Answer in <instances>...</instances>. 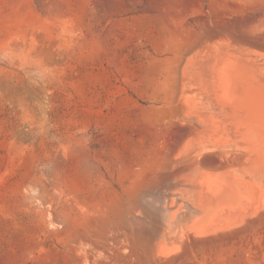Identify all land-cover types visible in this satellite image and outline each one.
Segmentation results:
<instances>
[{
    "label": "rangeland",
    "instance_id": "obj_1",
    "mask_svg": "<svg viewBox=\"0 0 264 264\" xmlns=\"http://www.w3.org/2000/svg\"><path fill=\"white\" fill-rule=\"evenodd\" d=\"M263 25L264 0H0V264H264ZM202 102L243 128L213 151Z\"/></svg>",
    "mask_w": 264,
    "mask_h": 264
},
{
    "label": "bare ground",
    "instance_id": "obj_2",
    "mask_svg": "<svg viewBox=\"0 0 264 264\" xmlns=\"http://www.w3.org/2000/svg\"><path fill=\"white\" fill-rule=\"evenodd\" d=\"M264 26V25H263ZM261 27V26H260ZM263 29V28H262ZM229 46V45H228ZM225 48V47H224ZM233 48H234V46H233ZM237 48V47H236ZM240 48V47H239ZM239 48H237L238 50H239ZM226 49H227V47H226ZM236 49V50H237ZM242 49H243V47H242ZM245 49V48H244ZM211 50V49H210ZM224 50V49H223ZM212 51V50H211ZM212 53V52H211ZM240 53V52H239ZM210 54V53H209ZM207 55H208V53H207ZM242 55V54H241ZM263 55V54H262ZM261 54H260V56L259 57H261L262 56ZM243 56V55H242ZM218 57V56H217ZM219 58V57H218ZM257 58V57H256ZM203 60V59H202ZM201 60V61H202ZM205 60V59H204ZM256 60H258V59H256ZM200 61V62H201ZM205 62V61H204ZM216 63V62H215ZM258 63H260V62H258ZM192 64H193V62H192ZM209 64V62L207 63V65ZM218 64V63H217ZM232 64V63H231ZM235 64V63H234ZM199 65V64H198ZM210 65V64H209ZM213 65H214V63H213ZM199 66H201V65H199ZM199 66H197V67H199ZM205 66V65H204ZM211 66V65H210ZM216 66V65H215ZM218 66V65H217ZM231 66V65H230ZM233 66H235V65H233ZM238 66V65H237ZM206 67H208V66H206ZM213 67L214 66H212V69H213ZM209 69H211V67H208ZM226 68V67H225ZM235 68V67H234ZM239 68V67H238ZM201 68L199 67V70H200ZM243 70V69H242ZM220 71H222V69L220 70ZM219 71V72H220ZM223 71L224 72H222V75H223V73H225V70H224V68H223ZM234 71V70H233ZM253 71V70H252ZM254 73H255V71H254ZM201 74V73H200ZM227 74V73H226ZM225 74V75H226ZM238 74V73H237ZM242 74V73H241ZM218 75H221V74H218ZM229 75H231V74H229ZM195 76V78H196V75H194ZM201 76V75H200ZM205 76V75H204ZM214 76V75H213ZM248 76V75H247ZM246 75H245V78L247 77ZM257 76V75H256ZM202 77H203V75H202ZM217 79V78H216ZM232 79V78H231ZM247 79L248 80H252V79H249V76L247 77ZM196 80H199V77H198V79H196ZM202 80H203V78H202ZM218 80V79H217ZM221 80V79H220ZM227 80H228V78H227ZM262 80V79H261ZM204 81V80H203ZM229 81V80H228ZM197 82H199V81H197ZM252 82H253V80H252ZM256 82H257V80H256ZM260 82V81H259ZM263 82V81H262ZM200 83H201V81H200ZM199 83V84H200ZM218 83V82H217ZM258 83V82H257ZM206 84V83H205ZM216 84V83H215ZM221 84H223V83H221ZM220 84V85H221ZM201 85V84H200ZM199 85V86H200ZM208 85V84H207ZM260 85H261V83H260ZM210 86V85H209ZM205 87V86H204ZM207 87V86H206ZM218 87V86H217ZM221 87H222V85H221ZM202 88V87H201ZM223 88V87H222ZM198 89H200V88H198ZM205 89V88H204ZM203 89V90H204ZM208 89H210V90H212L211 89V86H210V88H208ZM190 90V89H189ZM192 90V89H191ZM182 91V90H181ZM186 91V90H185ZM193 91V90H192ZM219 91V90H218ZM188 92V91H187ZM197 93H198V91H196ZM201 92H202V90H201ZM206 92V91H205ZM211 92V91H210ZM210 92L208 93V91H207V94H210ZM213 92V91H212ZM211 92V93H212ZM222 92V91H221ZM182 93H184V91L182 92ZM186 93V92H185ZM189 93V92H188ZM190 94H195V92H193V93H190ZM199 94V93H198ZM197 94V95H198ZM213 94V93H212ZM197 95H195V96H197ZM202 95V94H201ZM201 95H200V97H201ZM204 95V94H203ZM214 95V94H213ZM184 96V95H183ZM182 96V97H183ZM187 96V95H186ZM190 96V95H189ZM206 96V95H205ZM212 96V95H211ZM202 97H204V96H202ZM190 97H188V99H189ZM207 98V97H206ZM210 98V97H209ZM214 98V97H213ZM218 98H219V94H218ZM183 100H184V97L182 98ZM202 99V98H201ZM201 99H200V101H201ZM233 99H234V101H235V103L238 101V99H237V97L236 96H234L233 97ZM193 100H194V97H193ZM192 100V101H193ZM230 100V99H229ZM228 100V101H229ZM190 101V100H189ZM191 101V102H192ZM196 101V100H195ZM227 101V102H228ZM197 102H198V99H197ZM214 102V101H213ZM244 103V105H245V109H246V111H247V113L249 114V116L251 117V116H254V115H256V110L259 108V105H261V103L260 102H258L257 100H251L250 98H246L245 99V101H243ZM192 103H194V102H192ZM200 103V102H199ZM215 103V102H214ZM213 103V104H214ZM229 103V102H228ZM230 103H231V101H230ZM230 103H229V105H230ZM187 104V103H186ZM189 104V103H188ZM191 104V103H190ZM202 104H204L203 102H202ZM198 105V104H191V105H189L188 107H186V112L187 113H190V112H192L194 115H195V118H194V116H193V118H194V120H196V122H198L200 125H201V129H198L197 131H196V133L195 134H197L196 136L198 137H196L199 141H195V140H192V141H189L188 142V146L190 147V148H192V147H194L195 148V144H198L199 146H201L202 147V150L203 151H210V150H212L213 151V149H215V148H217V146H216V143H215V141L214 140H217V139H215L217 136H219L220 134H224V136H225V133H226V131H231V133H232V130H235V129H237V127H238V125L237 124H235L234 122L232 123V121H234L235 119H239V118H237V115H236V118L234 119V120H232V121H230V119H229V121L231 122V124L230 123H227V122H225L224 120H222V119H220L218 116H217V113H215L213 110H209L208 108H206L205 107V104H204V106L203 105ZM231 104H233V103H231ZM217 106V105H216ZM233 106V105H232ZM183 106H181V108H182ZM184 107H185V105H184ZM184 107H183V109H184ZM208 107V106H207ZM210 108V107H209ZM219 108V107H218ZM230 108H232L231 106H230ZM237 108V107H236ZM183 109H181V111L179 112V113H181V112H183L184 110ZM232 109H234V107L232 108ZM183 110V111H182ZM226 110V109H225ZM224 110V111H225ZM255 112V113H253V112ZM227 112V111H226ZM258 112V111H257ZM208 113H210L209 115H207ZM219 113V112H218ZM223 113H225V112H223ZM222 113V114H223ZM253 113V114H252ZM221 114V115H222ZM227 115V114H226ZM239 117H240V115H238ZM223 117V116H222ZM255 117V116H254ZM230 118V117H229ZM182 119V118H181ZM185 119H187V118H185ZM245 119V118H244ZM183 120V119H182ZM188 120V119H187ZM237 120L235 121V122H237ZM250 120V119H249ZM254 120V119H253ZM227 121V120H226ZM258 121H260V123H264V121L263 122H261V119L260 120H258ZM180 122H183V121H180ZM186 122V121H185ZM195 122V121H194ZM241 122V121H240ZM190 123V122H189ZM238 123V122H237ZM198 124V125H199ZM241 124V123H240ZM180 125V124H179ZM184 125V124H183ZM188 125H190V124H188ZM192 125V124H191ZM194 126L195 125H197V124H193ZM192 125V126H193ZM249 125H250V123H249ZM248 125V126H249ZM252 125V124H251ZM182 126V125H181ZM187 126V125H186ZM185 126V127H186ZM184 127V126H183ZM184 127V128H185ZM190 128H191V126H189ZM198 127V126H197ZM247 127V126H246ZM255 127V126H254ZM182 128V127H181ZM194 128V127H193ZM192 128V129H193ZM196 128V127H195ZM240 128H242L240 125H239V129ZM249 128V127H248ZM259 127H257V129H258ZM239 129H237V133L239 132ZM243 129V128H242ZM244 129H246V128H244ZM250 129V128H249ZM264 129V128H263ZM190 130V129H189ZM194 130V129H193ZM241 130V129H240ZM261 130V129H260ZM228 131V132H229ZM257 131V130H256ZM185 133V132H184ZM189 133V132H188ZM230 133V132H229ZM246 132H244V134H245ZM251 133V132H250ZM194 134V135H195ZM227 135L226 136H228V133H226ZM240 134V133H239ZM243 134V133H242ZM249 134V133H248ZM260 134V133H259ZM264 134V133H263ZM194 135H192V136H194ZM221 136V135H220ZM225 136V137H226ZM233 136V135H232ZM254 136V132H253V135H252V137ZM264 136V135H263ZM225 137L223 138V137H221L220 139H224L225 140ZM235 137V136H234ZM238 137V136H237ZM251 137V136H250ZM256 137V136H255ZM187 138H189V137H187ZM194 138V137H193ZM218 138V137H217ZM227 138V137H226ZM230 138V137H229ZM228 138V139H229ZM232 138V137H231ZM240 138V137H239ZM238 138V139H239ZM249 138V137H248ZM262 138V137H261ZM261 138H259V141H260V139ZM219 139V138H218ZM222 139V140H223ZM234 139V138H233ZM236 139V138H235ZM234 139V140H235ZM247 139V138H246ZM246 139H244V140H246ZM251 139V138H250ZM264 139V138H263ZM167 140V139H166ZM183 140V139H182ZM182 140L180 141V142H182ZM187 140V139H186ZM191 140V139H190ZM222 140H220V141H222ZM232 140V139H231ZM233 140V141H234ZM237 140V139H236ZM240 140V139H239ZM238 140V141H239ZM243 140V139H242ZM241 140V141H242ZM253 140V139H252ZM255 140V139H254ZM258 140V139H257ZM228 141V140H227ZM179 142V143H180ZM224 142V141H223ZM229 142V141H228ZM227 142V143H228ZM237 142V141H236ZM240 142V141H239ZM244 142V141H243ZM248 142H251V140L250 141H248ZM255 142V141H254ZM253 142V143H254ZM184 143H186L185 142V140H184ZM225 143V146H226V142H224ZM235 143V142H234ZM241 143V142H240ZM253 143H251V146H252V144ZM260 143V142H259ZM229 145H230V143H228ZM236 144V143H235ZM261 145H263L262 144V142L260 143ZM180 145V144H179ZM187 145V144H186ZM186 145H184V148H187V147H185ZM222 145H224V144H222ZM222 145L220 144V145H218L219 146V148H220V146L222 147ZM233 145V144H232ZM255 145H257V144H255ZM234 146H236V145H234ZM233 146V147H234ZM239 146V145H238ZM243 146V145H242ZM246 146H247V143H246ZM249 146H250V144H249ZM250 146V148H253V146L251 147ZM182 148H180V149H182L183 151H182V153L183 152H185L184 151V148H183V146H181ZM227 147V146H226ZM230 147V146H229ZM232 147V146H231ZM260 147V146H259ZM177 149H178V147H176ZM175 148V149H176ZM228 148V147H227ZM247 149H248V147H246ZM262 148H263V146H262ZM174 149V150H175ZM176 149V150H177ZM222 149V148H221ZM233 149H235V147L233 148ZM236 149H237V147H236ZM240 149H241V147H240ZM239 149V150H240ZM246 149V150H247ZM256 149V148H255ZM217 150V149H216ZM223 150H224V146H223ZM223 150H218V151H220V152H222ZM232 149H230V152H229V154H231V153H233V151H231ZM252 150H254V149H252ZM257 150V149H256ZM179 151V150H178ZM188 151V150H187ZM190 151V150H189ZM200 151H201V149H200ZM200 151L198 152V153H200ZM228 151V150H227ZM235 151V150H234ZM237 151V150H236ZM249 151H250V149H249ZM180 152V151H179ZM219 152V153H220ZM225 152V151H224ZM243 152V151H242ZM246 152H248V151H246ZM262 152V151H261ZM209 153V152H208ZM215 153V152H214ZM217 153V152H216ZM226 153H227V155H226ZM238 153V152H237ZM240 153V152H239ZM254 153V152H253ZM257 153V152H256ZM176 154H178V153H176ZM180 154V153H179ZM178 154V155H179ZM185 154V153H184ZM195 154V153H194ZM236 154V153H235ZM240 154H242V153H240ZM251 154V153H250ZM180 155H182V154H180ZM179 155V156H180ZM185 155H187V154H185ZM193 155V154H192ZM200 155H202V153H200ZM221 155V154H220ZM237 155V154H236ZM263 155V154H262ZM178 156V157H179ZM183 156V155H182ZM188 156V155H187ZM224 156H228V152H225L224 153ZM253 156V155H252ZM252 156L251 155H243L241 158H240V161H241V166H242V168H241V170L243 169V175L245 174V175H248L249 176V178L251 177L252 179H253V176L256 174H254V172H255V170H254V167L255 166H257L258 167V169H259V165L257 164V165H255V166H253L254 164H256L255 163V160L257 159H255V158H252ZM184 157H186V156H184ZM189 157V156H188ZM191 157V156H190ZM193 157H194V155H193ZM218 157H221V156H218ZM223 157V156H222ZM221 157V158H222ZM235 157H237V156H235ZM240 157V156H239ZM258 157V156H257ZM238 158V157H237ZM175 159V158H174ZM183 159V158H182ZM181 159V160H182ZM186 159V158H185ZM188 159V158H187ZM195 159V158H194ZM224 159V158H223ZM227 159V158H226ZM232 159H233V157H232ZM178 160V159H177ZM184 160V159H183ZM236 160V159H235ZM235 160H234V162H235ZM233 161V160H232ZM237 161V160H236ZM260 161V160H259ZM236 163V162H235ZM263 163H264V161H263ZM195 165V164H194ZM237 165H239V164H237ZM235 166V165H234ZM263 166V165H262ZM256 167V168H257ZM199 168V167H198ZM261 168V167H260ZM263 169H264V167H262ZM195 169V168H194ZM199 169H201V168H199ZM226 169V168H225ZM232 169H233V167H232ZM198 170V169H197ZM211 170H213V169H211ZM236 170V169H235ZM234 169H233V171H235ZM240 170V169H239ZM257 170V169H256ZM216 171V170H215ZM238 171V170H237ZM213 172V171H212ZM220 172H222V171H220ZM228 172V171H227ZM236 173H238V172H236ZM232 174V173H231ZM239 174V173H238ZM243 175H241V178H239L240 179V181L244 184V186H245V190H243V191H245V195L247 196L248 195V192H247V190L250 188V186H251V183H252V181H246L245 180V177H243ZM192 178V177H191ZM213 177H211V179H212ZM236 179V178H235ZM235 179H233L232 178V180H235ZM238 179V180H239ZM254 181V180H253ZM236 182V181H235ZM234 182V183H235ZM251 182V183H250ZM237 183H239V181L237 182ZM236 185V184H235ZM238 186V185H237ZM238 187H240V186H238ZM211 198H209L208 199V201H207V203H208V213H211L212 211L214 212V209L218 206V204H220V201L222 200V198H224L225 196H224V193H223V191H222V189L221 188H216V189H214L213 191H212V193H211ZM206 200V199H205ZM205 202V201H204ZM225 210V209H224ZM226 210H228V209H226ZM229 211H231V210H229ZM234 211V210H233ZM219 212V211H218ZM217 212V213H218ZM224 212V211H223ZM228 215V214H227ZM214 217V216H213ZM225 226V225H224Z\"/></svg>",
    "mask_w": 264,
    "mask_h": 264
}]
</instances>
